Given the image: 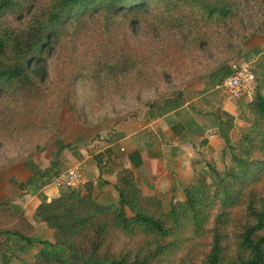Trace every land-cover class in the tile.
<instances>
[{
  "label": "trees",
  "instance_id": "obj_1",
  "mask_svg": "<svg viewBox=\"0 0 264 264\" xmlns=\"http://www.w3.org/2000/svg\"><path fill=\"white\" fill-rule=\"evenodd\" d=\"M258 35L264 0H0V172L57 136L64 102L80 121L128 91L148 95L217 74L220 84L223 66ZM180 97L181 89L161 96ZM249 113L238 145L227 142L225 168L194 165L185 199L169 210L143 195L133 169L118 174L116 204L99 203L93 181L44 199L35 218L55 232V243L39 241L30 264H71V254L84 264H264L259 89ZM131 159L134 168L142 165L138 153ZM33 234L23 209L0 204V242L32 247Z\"/></svg>",
  "mask_w": 264,
  "mask_h": 264
},
{
  "label": "crops",
  "instance_id": "obj_2",
  "mask_svg": "<svg viewBox=\"0 0 264 264\" xmlns=\"http://www.w3.org/2000/svg\"><path fill=\"white\" fill-rule=\"evenodd\" d=\"M239 63L251 65L258 89L264 94V36L249 41ZM233 68L234 63L226 77ZM219 77L217 74L188 85L182 97L165 99L153 109L148 107L114 131L100 132V137L81 126L74 116H62L56 150L0 172V203L23 209L34 224V240L55 243V232L38 221L35 212L44 199L51 201L61 195L64 189L56 184L57 177L80 166L85 183L95 182L94 195L103 205L118 203V174L133 169L143 195L161 199L169 210L173 203L185 199V190L194 180V165L204 172L207 162L225 166L229 159L227 142L237 146L250 128L249 100H230L218 89ZM58 145L70 147L54 159ZM136 153L142 161L139 168H134L131 159ZM40 246L36 243L29 249L35 254Z\"/></svg>",
  "mask_w": 264,
  "mask_h": 264
},
{
  "label": "rangeland",
  "instance_id": "obj_3",
  "mask_svg": "<svg viewBox=\"0 0 264 264\" xmlns=\"http://www.w3.org/2000/svg\"><path fill=\"white\" fill-rule=\"evenodd\" d=\"M203 1H207V3H211V4L218 3V0H203ZM258 36H262V35H258ZM255 37L256 36H253L252 38H255ZM248 44L249 42L243 49V55L245 54V50ZM243 55L241 57L234 58L232 61L225 64L223 67L229 68L230 65L234 63V68H233V71H234L236 67L239 68L242 64H245V63H239V61L244 57ZM197 75L199 76L200 74H197ZM204 79H207V78H204ZM197 81H202V79L197 77L196 79L182 80L179 83L171 84L169 88L161 89L157 92H153L148 95H138L137 94L139 98L137 97L136 93H134L133 91H128L127 93H124L122 95L121 97L122 99H117L118 102H109L105 105L99 104V106L97 105L93 110H87L88 114L84 115V117L80 119L81 122L78 120L75 112L72 110V107L68 103L64 102L62 104V110L60 114L59 133L57 134L55 138H53V140L44 149H39L37 152L32 153V155L29 158H27L26 161H29L32 158L38 157L40 155L48 154V152L55 149L54 145L57 144V141L59 140V137L61 136V133H62L61 131L62 116H66L68 114L74 116L76 121L81 126L92 129L94 132H96L95 136L100 137L99 135L100 132L114 131V129L121 123L126 122L127 120L131 118L138 117L141 113L147 110L149 107L148 105L152 104L153 102H155V104L162 103L163 99L161 98V96L165 97V94H168L169 91L172 92L173 90L177 91L181 89V92L183 93V90L185 89V87H187L188 85H193ZM58 146H59L58 151L56 152L57 154L60 153L59 151L60 146H62L64 149L66 147H70V146H65V145H58ZM55 158L56 156L54 157V159ZM224 168L225 166L223 167L221 166V168L219 169L223 170ZM3 203H6V202H3ZM35 241L36 243L40 244L39 240L35 239ZM36 243L34 245H36ZM29 248L30 247L26 246V244L24 245V243L20 241H16L13 238L12 239L7 238L6 240L2 239V241L0 242V264H30L31 262L34 261V255L37 254L39 251H41L43 246L42 248L40 246V248L36 250L35 254H34L35 252L34 249L32 250V248L31 249ZM59 251L62 252L63 249L60 248ZM21 257H23V260Z\"/></svg>",
  "mask_w": 264,
  "mask_h": 264
},
{
  "label": "built area",
  "instance_id": "obj_4",
  "mask_svg": "<svg viewBox=\"0 0 264 264\" xmlns=\"http://www.w3.org/2000/svg\"><path fill=\"white\" fill-rule=\"evenodd\" d=\"M259 88V83L255 72L250 64H242L239 68H235L233 73L225 78L218 89L226 92L229 99L238 101L246 98L251 102ZM56 184L62 189H81L85 185V180L80 166H75L61 173Z\"/></svg>",
  "mask_w": 264,
  "mask_h": 264
},
{
  "label": "water",
  "instance_id": "obj_5",
  "mask_svg": "<svg viewBox=\"0 0 264 264\" xmlns=\"http://www.w3.org/2000/svg\"><path fill=\"white\" fill-rule=\"evenodd\" d=\"M68 261L71 264H84L87 260L80 259L76 254H71Z\"/></svg>",
  "mask_w": 264,
  "mask_h": 264
}]
</instances>
